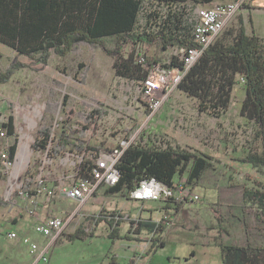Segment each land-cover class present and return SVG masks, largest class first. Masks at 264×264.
Here are the masks:
<instances>
[{
  "label": "rangeland",
  "instance_id": "rangeland-1",
  "mask_svg": "<svg viewBox=\"0 0 264 264\" xmlns=\"http://www.w3.org/2000/svg\"><path fill=\"white\" fill-rule=\"evenodd\" d=\"M153 4L154 1L150 0L142 2V16ZM185 5L191 9L209 4L190 1ZM166 9L165 6L157 9L159 14L150 26L152 33L163 23L170 31L174 30L176 25H168L162 16ZM186 12L185 7H178L173 15L174 21H187ZM240 18L247 34L254 32L261 38L264 55V0H248L214 42L231 43L240 26ZM138 22L135 33H142L144 27L139 26L140 17ZM103 43L112 49L115 38H103ZM132 43L129 40L121 43L120 51L124 57L132 53L134 59ZM156 43H145L143 53L157 61L167 59L170 52L160 49ZM17 58L11 48L0 43L1 71ZM112 62L113 56L100 45L80 42L66 55L52 52L42 67L36 70L20 68L8 82L0 83V118L5 121L12 114L17 133L13 165L8 172H3L0 165V199L11 200L0 206V249L2 243L12 242L8 239L3 241L4 232L11 228L19 229L13 224V218L49 215V204L57 205L55 198L49 202L39 200L33 213H28L27 201L19 197L18 192L23 184L26 181H31V186L37 181L50 183L58 186L56 195H59L60 189L74 177L77 164L82 159L76 153L65 152L53 157L46 150H33L37 130L46 125H51L54 130L62 125L77 127L96 100L102 101L106 112L91 134L92 141L112 147L122 140L141 142L150 138L157 146L170 144L206 152L220 162L193 189L199 200L184 203L174 225L162 234L163 245L152 244L151 233L146 230L134 233L135 224L129 218L118 219L121 238L112 240L109 237L111 228L105 221L115 219L119 214L140 215L143 209L149 212L148 208L159 207L162 199L141 204L138 200L109 193L106 191L108 186L100 185L79 208L76 216L68 221L58 240L62 245L57 244L50 264H84L88 260V251L95 263L101 262L103 257L105 260L109 258V264H113V259L122 263L133 253L140 254L138 258L145 255L140 264H221L215 240L243 244L249 238L252 244L263 243V226L256 220L258 210L253 203H245L242 199V189L254 188L263 179V174L259 168L236 160L250 153H260L262 149L260 138L255 134V121L241 114L245 97L243 78L235 75L228 105L219 112L208 104L207 107L201 106L198 97L176 88L160 109L149 116L139 91L140 79L115 75ZM86 133L89 135L90 129ZM86 158L94 159L95 154L91 152ZM63 201L60 204L62 208ZM215 211L221 215L220 220L213 216L218 215ZM155 215L159 213L156 211ZM78 227L84 230L85 239L68 241L64 234L73 233ZM13 262L14 258L8 253L0 256V264Z\"/></svg>",
  "mask_w": 264,
  "mask_h": 264
},
{
  "label": "trees",
  "instance_id": "trees-1",
  "mask_svg": "<svg viewBox=\"0 0 264 264\" xmlns=\"http://www.w3.org/2000/svg\"><path fill=\"white\" fill-rule=\"evenodd\" d=\"M144 0H0V43L11 48L16 56L9 66L0 70V83L8 82L14 72L20 68L36 70L48 62L51 53L64 56L74 45L80 42L98 44L109 55L113 56L112 68L117 76L127 78H145L149 69L143 68L130 53L124 57L120 51L121 43L126 41L144 43L156 41L160 49H168L175 44H190L188 20L179 23L168 31L165 23L160 29L149 34L135 33L138 14ZM173 4H209L215 0H164ZM175 18H177L175 16ZM115 38V46L107 48L103 38ZM23 57L24 59H19ZM145 63L150 67L157 59L144 55ZM171 65L182 66L174 56ZM235 75L243 78L245 97L241 106V114L255 121L256 136L260 138V153H250L236 159L252 167L259 168L263 180L258 181L252 189H242L243 202L253 203L258 212L256 220L262 223L264 230V55L261 52V38L256 34H247L242 19L234 40L223 45L215 41L207 46L200 57L186 70L178 88L190 96L200 99V105L208 104L217 112L227 107L229 95L234 84ZM66 101V95L63 97ZM92 109L85 113L82 123L77 127L62 125L53 129L51 125L40 127L32 144L33 150H46L56 157L63 153L78 154L82 157L77 164L74 178L89 179L91 160L86 158L93 152L96 156L109 153L119 144L112 147L104 142L92 141L91 134L97 122L105 114L101 100H96ZM205 103V104H203ZM0 127L9 137L15 138L10 146V156L14 158L17 148L14 118L11 115L0 121ZM90 129L88 135L86 131ZM218 159L206 152L190 151L178 145L167 144L157 146L148 138L141 142H131L122 149L116 160L119 179L107 187V192L120 194L130 198V192L143 179L154 178L171 185L181 183L194 189L200 184L204 175L215 168ZM45 180V179H43ZM31 181H26L22 190L32 193ZM19 192V191H18ZM131 199V198H130ZM53 200V199H52ZM11 202V200H9ZM0 199V206L9 202ZM139 201V200H138ZM146 201L140 200L141 204ZM159 207L148 208L150 213L158 211L162 216L157 222L138 219L134 233L140 234L143 228L151 233L152 244L163 245L161 236L175 221L183 208L184 202L162 199ZM104 210V208H101ZM143 209V208H142ZM27 210V209H26ZM145 210V209H143ZM218 214V211H215ZM22 216V215H21ZM220 220L221 215H216ZM119 218L106 219L111 231L112 240L121 238L118 235ZM132 223H134L132 221ZM131 232V231H130ZM62 232L60 233V235ZM64 234V233H63ZM68 241L85 239L86 234L81 227L73 233L64 234ZM219 247L221 264H264V243H215Z\"/></svg>",
  "mask_w": 264,
  "mask_h": 264
},
{
  "label": "built area",
  "instance_id": "built-area-1",
  "mask_svg": "<svg viewBox=\"0 0 264 264\" xmlns=\"http://www.w3.org/2000/svg\"><path fill=\"white\" fill-rule=\"evenodd\" d=\"M150 1H154L152 7L149 9L148 6V10L143 16L141 9L138 14V21L140 17L139 26L141 28L144 27L142 33H152L150 26L158 16L157 14H159L157 9H161L163 6L167 7L166 13L162 15L164 20L168 25H178L179 23L174 21L173 15L178 7H185L186 16L189 17L188 22L190 23L188 31L190 44L170 46L167 50L171 55L162 61L153 62L149 67L144 60V55L146 54L142 51L145 43L140 40L132 43L135 49V60L143 68L149 69L148 75L140 79L139 87L144 104L148 108L149 116L158 111L171 93L178 88V84L186 70L200 57L202 51L214 42L216 37L225 29V26L229 24L237 12L246 5L248 0L215 1L205 7L197 5L191 9L186 7L185 4H173L164 0ZM166 30L168 31V27H166ZM173 31L176 32V30ZM172 56L181 62L182 66L171 65ZM0 121L4 120L0 118ZM14 142L15 140L7 136L5 130L0 127V165L3 172H8L13 165V158L10 156V146ZM131 142L134 141L131 139L122 140L119 143L120 148H115L111 152L99 156L95 155L94 159H90L91 163L89 164L91 178L75 179L73 177L67 185L60 189V196L75 200L78 206L73 211H67L65 215H62V213L45 216L32 226L36 234L46 238L44 244L40 245L26 235L21 237V242L26 246L28 252L36 254V263L49 264L50 248L54 244L55 238L60 235L68 221L76 215L79 208L93 194L94 190L100 185L112 186L118 181L120 174L115 166L116 160L122 149ZM30 189L32 190L31 194L28 190L20 189L19 191V197L27 201V211L30 214L33 213L39 200L49 202L58 196L56 195L58 186L50 183L37 181L36 185L31 186ZM129 197L139 201L169 199L184 203L197 202L199 200V195L187 185L177 182L168 185L154 178L141 180L137 187L130 192ZM7 237L14 239L18 237V234L12 230L7 232Z\"/></svg>",
  "mask_w": 264,
  "mask_h": 264
},
{
  "label": "crops",
  "instance_id": "crops-1",
  "mask_svg": "<svg viewBox=\"0 0 264 264\" xmlns=\"http://www.w3.org/2000/svg\"><path fill=\"white\" fill-rule=\"evenodd\" d=\"M227 1H232V0H227ZM97 188L94 190L93 194L96 193ZM54 200L57 202V205L55 207H53L51 204H49L50 205L48 207V210L50 211V214L49 215H22V216L20 215V219L19 220H17L16 218L15 219L14 218L12 219L13 220V224L18 225L19 229H17V228H11L8 231L4 232V235L2 237L4 239L3 241H5V240L8 239V240H12V242H10V244L9 243L7 244L6 242L2 243L3 245H2V247L0 249L1 250L0 251L1 252L0 253V256H4V254H7L8 253V255L11 258H14V262L11 263V264H38V263L35 262V260H36V254L35 253L34 254H30L28 252L26 246L23 245L22 242H21V237L26 235V236L31 237L38 244H40V245L44 244L45 241H46V238L43 237V236H41V235L36 234L33 231L32 226L36 222H38L39 220H41L43 217L50 216L51 213L52 214H60V211H62L63 214H64L67 211H73L78 206L77 205V202L75 200H72L70 198L63 197V196H60V195L56 196ZM132 200H135V199H132ZM62 201H63V203L65 202V204H63L64 205V208H62L60 206V204H61ZM37 205H39V203ZM145 212H147V211L146 210H143L141 213L143 214ZM155 212H152V213L147 212L146 215H141V213H140V215L139 214H136V215H120L119 214V215H116V217L121 216L122 219L123 218H129L131 222L132 221L134 222V224H135V222L138 219L147 220L149 222H157V220H159L162 216L160 215V212H158V211L157 212L159 213V215H155ZM77 216H79V215H77ZM213 216L216 217V215H213ZM174 223H175V221L172 223V226L174 225ZM12 230H14L15 232H17V234H18V237L17 238L12 239V238H8L7 237V232L12 231ZM144 230H146V229L143 228L141 230V233ZM59 237H60V235L55 238V242H54V244L50 248L51 249V253H50V261H49V264L51 262V257H52L53 251L56 248V246L62 245V244H59L58 243ZM216 237L217 236H214V239H216ZM0 241H1V238H0ZM90 241H92V239ZM246 241L247 242H250V239L247 238ZM215 243H216V240H215ZM263 243L262 242H259L258 244H263ZM258 244H256V245H258ZM139 255H134L132 253L130 255V257L128 256V258L125 261H123L122 263L116 261V259H113L112 260V263L113 264H140V261L143 258H145V255H143L142 258H138ZM86 259H88V260L84 264H109V261H107L109 258H106V260H105L104 257L102 258L101 262H99V263L93 262L91 260L92 257L90 255V252L89 251L86 253Z\"/></svg>",
  "mask_w": 264,
  "mask_h": 264
},
{
  "label": "water",
  "instance_id": "water-1",
  "mask_svg": "<svg viewBox=\"0 0 264 264\" xmlns=\"http://www.w3.org/2000/svg\"><path fill=\"white\" fill-rule=\"evenodd\" d=\"M12 139H14V138H12Z\"/></svg>",
  "mask_w": 264,
  "mask_h": 264
}]
</instances>
